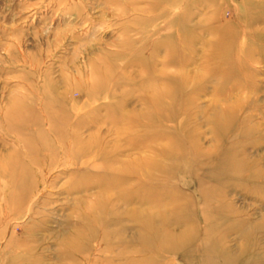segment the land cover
Segmentation results:
<instances>
[{"label": "rangeland", "instance_id": "rangeland-1", "mask_svg": "<svg viewBox=\"0 0 264 264\" xmlns=\"http://www.w3.org/2000/svg\"><path fill=\"white\" fill-rule=\"evenodd\" d=\"M155 1L0 0V264H264V0Z\"/></svg>", "mask_w": 264, "mask_h": 264}, {"label": "bare ground", "instance_id": "bare-ground-1", "mask_svg": "<svg viewBox=\"0 0 264 264\" xmlns=\"http://www.w3.org/2000/svg\"><path fill=\"white\" fill-rule=\"evenodd\" d=\"M181 2H182L181 0L163 1L161 3L159 1H155V2H152L151 4L148 5L149 8L147 7L145 9H146V11L147 10H158V9H161L159 12H161V13L162 12L163 13H169L170 10L172 11L174 9V7L177 6V4H181ZM180 8H181L182 12L188 11V8L185 7V6H184V8H182V7H180ZM229 44L230 45H228V48L227 49H230L232 47L231 42ZM178 63H179V58L178 57H176V56H170V57H168L167 65H169V64L174 65V64H178ZM180 104L181 103H179V105ZM27 119H28V117H24L21 120V123L22 124L32 123V121L28 122ZM167 154H169V155H167L168 156L167 159H171V158L177 156L176 153H174L175 155L174 154L172 155L171 152H169V151H168ZM153 174H155V175L157 174V165H156L155 169H153ZM119 179H120V177H119ZM111 180H112V182L110 184H108L107 186L109 188H111V189H114V188H116V185L119 184V180H118V178L111 179ZM100 181H101V178H100ZM9 182H10L11 191L14 194V196H13L12 193L8 194L7 196H5V201L7 200L6 202H8L9 205H15V203H17L19 201L18 200V197H20L23 194H25L27 188H26V186L23 185L24 183H22V182L18 184L17 183L18 180H10L9 179ZM14 184H17L15 186L18 187V191H17L16 194L14 193V188H15ZM22 197H21V199H22ZM150 228H151V226H147V231L146 232L149 233V237H147V239H148V242H149L150 246L152 247V249L155 252H157V253H159V252L160 253H164L162 255H165L166 253L167 254L177 253L179 249L180 250L187 249V246L185 245V242L187 240L186 241H183V242H178L179 241L178 240L179 239L178 236L175 237V236H171V235L169 236L168 234H166V236L164 237L165 238L164 241H162V237L158 238L155 234H153L152 232H150ZM192 228L190 229V233L192 232ZM184 238L185 237L182 236V239L180 241H182ZM176 240H178V241H176ZM183 257L184 258L187 257V254H184ZM202 263H204V262L202 261ZM146 264H157V260L155 258H150V259H148V262Z\"/></svg>", "mask_w": 264, "mask_h": 264}]
</instances>
